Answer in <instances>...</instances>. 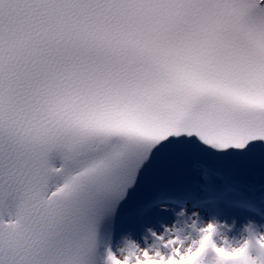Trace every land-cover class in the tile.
<instances>
[{
    "label": "snow or ice",
    "instance_id": "1",
    "mask_svg": "<svg viewBox=\"0 0 264 264\" xmlns=\"http://www.w3.org/2000/svg\"><path fill=\"white\" fill-rule=\"evenodd\" d=\"M0 264H264V0H0Z\"/></svg>",
    "mask_w": 264,
    "mask_h": 264
}]
</instances>
